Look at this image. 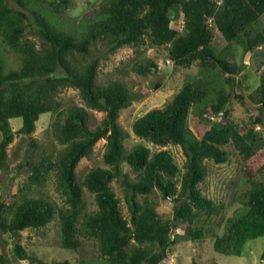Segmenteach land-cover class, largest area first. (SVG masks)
<instances>
[{
	"label": "trees",
	"instance_id": "obj_1",
	"mask_svg": "<svg viewBox=\"0 0 264 264\" xmlns=\"http://www.w3.org/2000/svg\"><path fill=\"white\" fill-rule=\"evenodd\" d=\"M69 4L70 0H0V167L8 169L7 148L14 139L10 119L21 118L17 133L30 140L17 166L30 174L9 202L0 196V233L9 235L13 256L31 264H69L44 261L20 243L22 231L45 229L55 219L63 248L78 251L83 240L94 241L95 258L102 264L170 262L172 247L183 236L178 229L195 243L210 234L214 252L240 256L248 241L264 237V71L248 95L237 92L239 66L215 49L213 29L227 42L244 34L245 49L250 50L264 40V32L254 31L264 14V0H101L96 17L79 33L56 20ZM173 8L183 15L181 30L171 27ZM99 44L111 53L128 46L135 55H142L143 47H164L174 66L198 68V76L185 81L163 107L133 122L132 132L139 140L131 146L125 144L129 134L118 119L144 93L129 90L118 79L98 81L100 56L94 50ZM5 51L13 56L12 64L2 57ZM131 66L143 76L157 70V64L143 56ZM214 70L223 75L230 91L214 81ZM68 88L77 91L81 104L64 103L61 93ZM232 99L249 112L246 134L230 115ZM192 108L202 116L208 111L213 118L200 128L198 138L188 132ZM93 110L103 113L95 125ZM44 113L53 115L50 133L60 146L49 152L31 137ZM255 134L260 140L253 143ZM101 139L105 167L91 168L80 180L79 162L91 157ZM167 145L180 146L182 167L164 148ZM231 154L239 159L248 187L243 208L225 220L219 234L208 226L221 206L199 186L208 174L205 162L224 163ZM51 174L63 189V204L40 190ZM114 179L123 192L128 218L121 213L111 185ZM84 188L94 195L96 209L90 212L85 209ZM156 190L175 203L170 217L161 215L150 198ZM260 260L264 262V250ZM4 263L1 255L0 264ZM188 264L201 263L192 259Z\"/></svg>",
	"mask_w": 264,
	"mask_h": 264
},
{
	"label": "rangeland",
	"instance_id": "obj_2",
	"mask_svg": "<svg viewBox=\"0 0 264 264\" xmlns=\"http://www.w3.org/2000/svg\"><path fill=\"white\" fill-rule=\"evenodd\" d=\"M100 3L101 0H70L68 8L56 20L60 26L68 31L79 33L96 17ZM11 5L16 6L12 1ZM42 8L47 9L48 7L44 6ZM171 16V27L181 30L183 24L182 13L173 8ZM254 27V31L264 32V14ZM213 31V46L215 49L222 54H226L229 60L239 66L237 74L238 86L235 89L237 92L241 91L248 95L257 85V78L264 71V40L246 51V37L244 34H239L231 42H227L217 30L213 29ZM99 45V49L94 50V55L100 56L98 81L118 79L124 82L129 90L144 93V96L123 109L118 119L120 126L129 134L125 144L126 146H131L139 140L132 132L133 122L152 108L163 107L166 102L171 100L172 96L181 88L185 81L198 76V68L196 65H192L189 68L174 66L167 59L164 47H143V54L135 55L133 48L128 46L119 48L111 53L107 51V47L104 44ZM142 56L152 59L157 64V70H153L145 76L135 72L132 69L131 62ZM2 57L6 58L7 65L14 62L13 56L7 51L2 54ZM212 77L215 82H219L224 86L226 91H230V85L224 83L221 73L214 70ZM61 97L66 105L82 103L77 91L72 88L63 90ZM228 108L230 109L231 117L238 123L240 132L246 134L249 112L234 99L229 102ZM91 116V124L95 125L102 119L103 113L93 110L91 111ZM52 119L53 115L51 113L40 115L36 122L35 131L31 135L36 143L41 145L47 152L54 146L57 149L60 147L50 133ZM212 119L208 111H205L202 116L198 115L196 110L192 108L187 123L189 134L198 138L200 128L208 126ZM10 124L14 132V139L7 148L8 169L5 170L0 167V196L6 202L12 199L18 187L22 185L28 174H30V171L25 168L17 169L18 164L23 162L30 140L26 136L17 133L21 126V118L10 119ZM259 140L258 134L250 138L253 143ZM145 144L154 149L152 143L145 142ZM164 148L172 153L175 162L182 167L185 156L180 146L167 145ZM104 150L105 140L101 139L95 144L91 157L81 159L76 169L80 180L91 168L105 167L102 159ZM205 164L208 174L199 187L204 195L212 198L221 206L219 214L211 218L208 226L214 232L220 234L225 220L234 216L243 208V195L248 183L240 174L239 159L234 154L229 156L227 162L216 164L212 161H206ZM111 185L119 199L122 215L128 218L127 206L119 183L114 179ZM40 190L57 203L63 204L65 195L63 189L59 186L55 174L49 176L46 184ZM150 198L157 203V209L161 215L170 217L172 207L175 204L172 198L162 197L158 190L154 191ZM83 201L87 212L96 209L94 195L86 188L83 190ZM176 232L183 234V236L173 245L170 252L171 260L160 264H188L192 259L199 261L201 264H211L212 260L222 264H264L260 260L261 252L264 250V237L248 241L244 245L242 254L235 256L214 252L210 234L205 235L200 242L195 243L181 229L176 230ZM59 239V225L57 219H55L45 229H25L22 231L20 243L29 254L35 255L44 261L67 260L69 264H102L95 258L97 249L94 241L83 240L81 248L75 251L63 248ZM11 249L12 242L9 235L0 233V257L1 255L4 256V264H31L27 260H17L13 256Z\"/></svg>",
	"mask_w": 264,
	"mask_h": 264
}]
</instances>
